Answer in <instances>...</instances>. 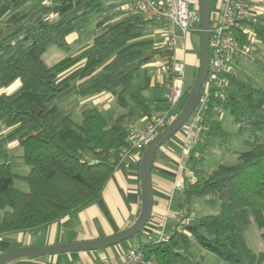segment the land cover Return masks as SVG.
<instances>
[{"label":"trees","instance_id":"trees-1","mask_svg":"<svg viewBox=\"0 0 264 264\" xmlns=\"http://www.w3.org/2000/svg\"><path fill=\"white\" fill-rule=\"evenodd\" d=\"M110 8L109 0H54L49 7L43 0H0V91L21 81L14 93H0V122L7 128L0 138V236L52 224L95 201L125 164L129 128L140 116L152 114L146 94L152 77L135 84L137 72L157 56L170 64L176 50L144 37L154 21L129 14L110 22L102 14ZM94 17L104 30L91 43L52 66L45 64L50 45L68 48V37L81 33ZM247 25L262 44L248 56L255 53V65L264 69V17ZM237 36L240 50L252 46L249 33ZM234 71L224 74L233 88L211 89L203 130L186 164L196 177L184 185L187 201L200 197L220 209L187 224L183 232L175 230L166 241L143 247L159 264H205L193 253L195 245L228 264H264V87ZM191 88L186 86L177 115ZM113 91L119 113L110 118L96 107L58 104L67 105L71 95ZM217 107L237 125L244 150L236 151L232 164L206 173L207 155L231 137ZM76 111L80 119L73 117ZM10 141L22 148L28 175L13 172L6 149ZM16 180L26 181L29 190H20ZM253 222L263 241L258 253L247 241Z\"/></svg>","mask_w":264,"mask_h":264},{"label":"crops","instance_id":"crops-1","mask_svg":"<svg viewBox=\"0 0 264 264\" xmlns=\"http://www.w3.org/2000/svg\"><path fill=\"white\" fill-rule=\"evenodd\" d=\"M222 1L223 0H210L211 18L220 16ZM78 39V34H71L68 37V42L71 44V42ZM187 47L188 48L183 50L178 44L174 53V59L185 62L186 66L197 64L199 68L200 57L198 58L194 54L190 55V53H188L190 47ZM233 65L232 70L235 68ZM160 66V78L159 80L153 77L151 78L150 89L160 88L161 90L163 89L164 92L167 80L163 71L166 62L161 60ZM155 84H157V86ZM12 86H14V89L12 90L14 92V90L20 87V83L16 82ZM7 88L8 87L2 89L0 93H13ZM98 95L99 97L95 96L92 100L98 105L99 110L108 118H110V113L115 110L113 113L115 112L114 116H116V114L119 113L116 105L117 92L113 91ZM161 101H165L163 99V94L158 103H152L150 101L152 103L151 116L148 117L142 115L134 124L144 125L154 115L169 107V104L167 108H165V104L161 106ZM178 111V107L174 108L172 115L177 117ZM225 116L222 120H225ZM6 132L7 130L0 135V138L5 135ZM186 138L187 133L182 128L171 139H169L155 155L152 166L154 192L153 211L148 224L143 228L138 239L132 242L125 241L119 245L102 250L79 251L52 256L27 257L7 264H102L103 256H106L112 264H126L125 254L129 248H143L147 244L153 243V241L160 238L162 232L166 238H169L175 231V221L173 216L178 212L183 215H186L188 212V222H194L190 220V206L192 205V202L191 200L188 202L184 194V185L186 181H188L192 171L186 168L187 166L182 169L183 167H181L180 162ZM6 149L11 166L13 163V157L24 159L22 148L17 141L8 142L6 144ZM138 154V152H133L129 155L125 160V164L115 170L111 178L108 180L101 196L90 204L78 208L69 216L52 224L0 236V256L12 249L20 247H48L78 241L102 239L113 236L129 228L137 221L142 208L140 164L143 154L141 157ZM29 172L30 168L28 173ZM28 173L19 175L25 176L28 175ZM185 207H187L188 210H185ZM149 235L153 237V241L148 240Z\"/></svg>","mask_w":264,"mask_h":264},{"label":"built area","instance_id":"built-area-1","mask_svg":"<svg viewBox=\"0 0 264 264\" xmlns=\"http://www.w3.org/2000/svg\"><path fill=\"white\" fill-rule=\"evenodd\" d=\"M53 1L43 0V4L49 7ZM109 3L122 13L137 14L150 21L163 22L166 45L171 51L177 49L180 39L187 40L190 32H201L199 0H109ZM262 17H264V0H223L220 16L211 18L208 76L199 104L183 127L187 138L180 157L182 169L186 166L203 130V117L209 107L211 89L226 88L229 84L224 74L231 71L235 59L242 51L238 44L237 33L247 32L250 37L252 32L247 24ZM172 59L170 64L168 60L166 61L163 71L167 80L163 99L168 102L169 107L154 115L144 125H133L129 128L127 140L130 150L125 154L124 160L133 152H138L141 157L145 149L176 118L172 115V111L182 105L186 91L187 66L185 62ZM216 113L220 119L226 114L220 107L216 108ZM189 178L192 182L196 180L193 173H190ZM173 217L175 230L185 231V226L189 224L188 218L179 212ZM148 240L153 241V237L149 235ZM166 240L162 232L160 238L153 243ZM125 262L126 264H159L154 255L142 247L129 248L125 254ZM102 264L112 263L103 256Z\"/></svg>","mask_w":264,"mask_h":264},{"label":"rangeland","instance_id":"rangeland-1","mask_svg":"<svg viewBox=\"0 0 264 264\" xmlns=\"http://www.w3.org/2000/svg\"><path fill=\"white\" fill-rule=\"evenodd\" d=\"M102 14L105 16H108L110 18V22L119 21L128 15L126 13H122L118 11L116 7L114 6H112V8L108 9L106 12H103ZM97 17L92 18L91 21L87 25H85L83 31L78 34L79 39L74 42H71L68 48H61L56 45H50L45 51V53L43 54V60L45 64L48 66H52L58 61L68 56H71L73 54H76L81 47L91 43L93 39L95 38V36H97L99 33H101L104 30L103 27L98 28L96 24ZM164 29H165V24L163 22L161 21L151 22L148 29L144 33V37L153 39L155 44L158 47H162L166 45V42H167ZM250 37H251V40H254L252 41V46L250 45L248 48L242 50L243 53H240L242 56L239 55L240 57L238 59V66L235 67L236 71H234L235 69L233 70L231 69V71H234L236 73L238 72V75H240L243 79L250 80L253 84L264 87V69L261 66L255 65L254 63V57L256 55L255 53H253L252 56H248L249 51L253 50L254 45L257 44L261 47L262 44L256 41V38L252 33L250 34ZM178 44H179V47L183 50H185V48H188L187 46H189L190 49L188 50V53H190V55L194 54L199 58L200 57V46H201V32L199 31L190 32L188 35V40L180 39ZM161 59L162 58L160 56H157L147 65H145L141 70H139L137 72V75L134 81L135 84L143 83L145 81L146 75H149L159 80L160 78L159 69L161 68L160 66ZM233 66H235V64ZM198 71H199V68L197 64L187 65L186 80H185L187 87H191L194 85L197 79V76H198ZM16 82L20 83V86H21V81L16 80L11 85H9L7 89L8 90L10 89L9 91H12L14 89V86L12 85H14V83ZM231 88H233V86L231 84H228L226 89H231ZM18 89L14 90V92L17 91ZM146 94L147 95L149 94L148 95L149 98L147 97L149 101H151L152 103H158L159 100H161L163 89L161 90L160 88L158 89L151 88L149 91H147ZM95 96L99 97V95L98 96L92 95L88 97H79L76 95L75 96L71 95L70 97H68L67 105H66V102H59L58 104L61 108H63L64 106L72 105L73 109H77V110L80 109L83 105L98 108V105L95 104V102L92 100V98ZM160 103L162 104L161 106L165 104L164 105L166 106L165 108L168 107L167 101H164V102L161 101ZM113 111L110 113L109 117L114 116L115 112L113 113ZM73 117L75 119H80L79 112L78 111L74 112ZM223 123H224L225 128L231 133V137L222 147H216L215 149H213V151L209 155H207L206 160L204 162V168H205L206 173L211 172L216 167H218L220 164H232L236 160V155H237L236 151L244 150L243 137L237 134V125L234 122H232L231 119H226V118ZM4 130L6 131L7 128L0 122V135H2L5 132ZM12 161L13 163H12L11 168L13 172H16L18 174L28 173L29 166L26 164L24 159L13 157ZM15 183H16V186L20 190L22 191L29 190V185L26 181L16 180ZM191 202H192V205L190 206L191 207L190 220L194 222L198 221L204 215L217 213L220 209L219 205L212 206V205L205 204L203 199L200 197H193L191 199ZM181 207H182V204H181ZM184 209L188 210L187 207H185ZM140 235L141 233L127 240L126 242H132L138 239ZM247 241L250 247L255 252L258 253L263 249L261 230L259 226L254 222L251 223L247 231ZM193 253L199 256L201 259H203L205 264H228L218 255L212 252H209L208 250L204 249L200 245L194 246Z\"/></svg>","mask_w":264,"mask_h":264},{"label":"water","instance_id":"water-1","mask_svg":"<svg viewBox=\"0 0 264 264\" xmlns=\"http://www.w3.org/2000/svg\"><path fill=\"white\" fill-rule=\"evenodd\" d=\"M201 15V46L200 65L197 79L192 86L180 114L168 127L145 149L140 164V179L142 184V208L137 221L126 230L113 236L65 243L48 247H20L12 249L0 256V264H7L27 257L52 256L79 251L102 250L119 245L138 235L148 224L154 206V192L152 180V166L155 155L161 147L179 132L190 119L200 101L202 89L206 83L210 58V27L211 4L210 0H199Z\"/></svg>","mask_w":264,"mask_h":264}]
</instances>
